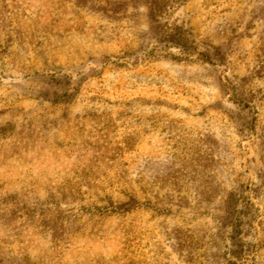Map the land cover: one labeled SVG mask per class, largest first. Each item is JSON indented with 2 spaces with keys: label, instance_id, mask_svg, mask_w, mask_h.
Wrapping results in <instances>:
<instances>
[{
  "label": "rangeland",
  "instance_id": "374dc122",
  "mask_svg": "<svg viewBox=\"0 0 264 264\" xmlns=\"http://www.w3.org/2000/svg\"><path fill=\"white\" fill-rule=\"evenodd\" d=\"M241 242L264 264V0H0V264Z\"/></svg>",
  "mask_w": 264,
  "mask_h": 264
},
{
  "label": "trees",
  "instance_id": "16d2710c",
  "mask_svg": "<svg viewBox=\"0 0 264 264\" xmlns=\"http://www.w3.org/2000/svg\"><path fill=\"white\" fill-rule=\"evenodd\" d=\"M172 41L175 45L178 47H181L182 49L186 50L189 46H191V49L195 48L194 42L191 41L190 36L186 34V32L181 28L177 27L174 32L171 35ZM185 53H188L187 50ZM189 55V54H186ZM240 248L238 250L234 251V258L229 259L230 264H257L255 258L253 256H250V254L246 253V247L243 242L239 245Z\"/></svg>",
  "mask_w": 264,
  "mask_h": 264
}]
</instances>
